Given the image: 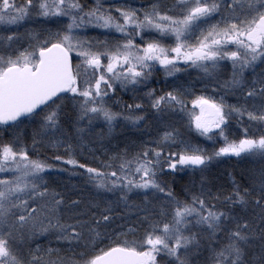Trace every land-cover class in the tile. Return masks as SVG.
Masks as SVG:
<instances>
[{
  "label": "snow or ice",
  "instance_id": "snow-or-ice-1",
  "mask_svg": "<svg viewBox=\"0 0 264 264\" xmlns=\"http://www.w3.org/2000/svg\"><path fill=\"white\" fill-rule=\"evenodd\" d=\"M33 19L53 27L21 33ZM261 65L264 0H0V264H264V167L228 186L206 175L222 158L264 161ZM187 69L205 91L150 86ZM120 92L133 102L116 110ZM150 124L95 166L77 159ZM62 164L83 170L87 199L53 179ZM189 169L199 181L178 193L166 177Z\"/></svg>",
  "mask_w": 264,
  "mask_h": 264
},
{
  "label": "trees",
  "instance_id": "trees-1",
  "mask_svg": "<svg viewBox=\"0 0 264 264\" xmlns=\"http://www.w3.org/2000/svg\"><path fill=\"white\" fill-rule=\"evenodd\" d=\"M45 26H41V25L40 27L36 26V29L34 31L39 32L44 28L53 27V25L48 26V24H45ZM262 67L263 65L258 67L256 72L259 73L261 70H264V68ZM166 78L167 77H165L163 70H159L154 73L153 81L150 83V86L155 87L159 91L162 88L164 90H167L168 85L174 84L177 86H183L185 88L190 89L193 93L199 94L200 92L205 91V84L208 83L207 81H205L202 75L198 73H193L191 71H188V72L186 71V73H181L176 79H169V78L166 79ZM207 91L209 92L211 91L210 86L208 87ZM118 96L121 99V104L114 105V108L116 110H119L122 107L123 102H127V103L133 102L131 92H120ZM190 100H191V97H189V107H191ZM169 120L175 124V126L179 129V131L182 133V135L185 138L191 139L194 143L199 142V143L205 144V146L211 147L210 142H205L203 138L198 137L193 131H191L188 128L187 123H185L184 120H182L181 114L170 116ZM153 128L154 130H156V127L154 126V124H150V127L147 129L141 128L142 130L139 129L138 131L137 130L132 131L127 128L121 129V127H117V129H119L120 131H118L117 133L115 132L113 137L114 139L120 141L119 143L123 144L124 147L125 146L131 147L132 142H133V139H132L133 137L141 136L143 133H146L147 130L150 131ZM0 135H2L4 138H8L10 135H12V132L7 131V130H0ZM26 136H27L26 140L30 143L31 131L27 133ZM148 139H149V135L147 137L143 136L138 141H136V143L139 144L141 141H145ZM88 150H89V146L88 148L85 146L84 150L78 153L77 159H79L81 162H87L95 166L97 163L94 162L93 159L90 158V157H93V153H91V151H88ZM48 154L51 155L50 152ZM59 167L67 168L68 171H64L63 172L64 174L62 172H57V171H55L56 173L53 172V174L55 173L56 175L55 176L56 178L54 177L53 179H55V181L59 183L62 187L71 189L73 188V186H75L77 191L84 192L85 199H87L88 196L93 192V190L89 187L87 188V185L84 182L77 180L76 177H74L75 178L74 179L73 177L69 176L70 175L69 172H72V171L76 172L79 169L70 168L69 165H66V164L59 165ZM261 167H264V161H261V160H256V159L254 160L248 157L222 158L221 160L214 162L210 166L206 175L208 176V179L213 184L218 185V186L219 185L228 186L231 183L232 176H235L238 180L241 177L248 178L251 175L258 172V170ZM199 178H200V174L194 173L190 169L186 170L183 173H180L175 178L166 177L169 183H173V186L178 193L181 192L182 188L188 185L191 181L193 180L199 181ZM149 199H151V197H149ZM142 200H143V196H140L138 194L131 195V201L137 204H139ZM132 219L134 220L135 216H133ZM50 242L53 247L57 246V243L54 238H47V246L49 245Z\"/></svg>",
  "mask_w": 264,
  "mask_h": 264
},
{
  "label": "rangeland",
  "instance_id": "rangeland-1",
  "mask_svg": "<svg viewBox=\"0 0 264 264\" xmlns=\"http://www.w3.org/2000/svg\"><path fill=\"white\" fill-rule=\"evenodd\" d=\"M42 23V24H41ZM44 24V25H43ZM45 24H48V26H50V25H52V24H50V23H47V22H43L42 20H39V19H33V20H31V21H28L26 24H24V25H22V26H20V28H19V31L21 32V33H24V32H26V31H34L35 29H36V26L37 27H40V25L41 26H45ZM50 24V25H49ZM46 27V26H45ZM260 67V66H259ZM258 68V67H257ZM257 68H256V70H257ZM262 68H264V65H263V67ZM187 72L188 71H191V72H193V73H198V74H200L201 75V73L198 71V70H195V69H187L186 70ZM186 71H184V72H181V73H186ZM181 73H178L177 74V76L176 77H167V78H169V79H176ZM230 73H231V68H230V66H228L227 68H224V69H222V78H227V76H229L230 75ZM258 73V72H257ZM248 75L250 76L251 75V70H249V72H248ZM166 78V79H167ZM205 81H207L206 79H205ZM208 82V81H207ZM211 87V86H210ZM229 99V102H235V98L234 97H229L228 98ZM181 117H182V114H181ZM182 120H184V122L185 123H187V120H186V118H182ZM121 127V129H123V128H127V129H130V130H132V131H136L137 129H131V128H128V127H123V126H120ZM142 130V129H141ZM97 131H99V128H97ZM118 131H120L119 129H117L115 132L117 133ZM138 131V130H137ZM156 132H157V130H154V128L152 129V130H150V131H148L147 130V132L146 133H143L141 136H138V137H133L132 139H133V141H138L141 137H143V136H148L149 135V133L151 134V136H155L156 135ZM137 136V135H136ZM143 140H144V138H143ZM120 141H118V140H116V139H114V137H112L111 139H110V141H105L104 142V147L102 148L101 146H100V143L99 142H97V143H94L93 145L91 144L90 146L89 145H86V147L88 148V146L89 147H91V148H94V149H96V151H95V154L93 155V157H90L91 159H93V161L94 162H96V163H98V160H97V158H100V159H102L103 158V153H104V148H107L108 150H109V152L110 151H112L113 149H122V148H124V146H123V144H121V143H119ZM89 151V150H88ZM92 153V152H91ZM248 158H250V159H256V160H260V158L259 157H248ZM69 167L70 168H73L71 165H69ZM83 170H81V169H79V170H77L75 173H79V172H82ZM55 172V171H54ZM74 171H72V172H69L70 173V177H76V179L77 180H80L81 182H84L85 184H86V177L85 176H81V175H77V174H74L73 173ZM56 173V172H55ZM55 173L53 174L52 173V177L54 178L56 175H55ZM63 173V172H62ZM64 174V173H63ZM69 177V178H70ZM56 178V177H55ZM75 179V178H74ZM87 185V184H86ZM91 188V185H87V188ZM92 189V188H91ZM93 190V189H92ZM132 195H134V194H132ZM109 196H110V194H109ZM140 196H142V195H140Z\"/></svg>",
  "mask_w": 264,
  "mask_h": 264
},
{
  "label": "flooded vegetation",
  "instance_id": "flooded-vegetation-1",
  "mask_svg": "<svg viewBox=\"0 0 264 264\" xmlns=\"http://www.w3.org/2000/svg\"><path fill=\"white\" fill-rule=\"evenodd\" d=\"M155 126V125H154ZM15 131V130H14ZM31 131V128L28 127V128H24L23 129V132H24V138L27 139L26 137V134L29 133ZM26 133V134H25ZM37 242L40 243L42 246H47V238L45 237H39L37 238Z\"/></svg>",
  "mask_w": 264,
  "mask_h": 264
}]
</instances>
